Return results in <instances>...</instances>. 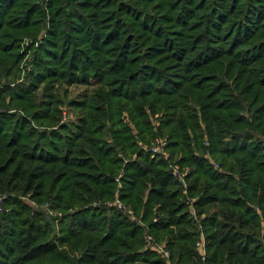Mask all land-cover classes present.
<instances>
[{
	"label": "trees",
	"instance_id": "1",
	"mask_svg": "<svg viewBox=\"0 0 264 264\" xmlns=\"http://www.w3.org/2000/svg\"><path fill=\"white\" fill-rule=\"evenodd\" d=\"M261 136L264 0H0V264H264Z\"/></svg>",
	"mask_w": 264,
	"mask_h": 264
},
{
	"label": "rangeland",
	"instance_id": "2",
	"mask_svg": "<svg viewBox=\"0 0 264 264\" xmlns=\"http://www.w3.org/2000/svg\"><path fill=\"white\" fill-rule=\"evenodd\" d=\"M42 36H44V35H42ZM31 43H32V40L28 39L27 37L23 38V42H22L21 47H20L22 54H24L26 51H28V52L32 51V49H30V50L27 49V46H30ZM25 49H27V50H25ZM24 50H25V52H24ZM29 58H30V53L29 54L27 53L25 58L22 60V62L20 64V68H21L20 76H21V78L19 81H22L26 75V72L29 69H31V64H30V61L28 60ZM93 88H94V86H92V85H84V84H69V85L65 84L62 87L61 86L57 87L56 93H58L59 96L61 97V99L64 101V103L62 105H60L61 112H62V122H66L69 120H75L76 116H77L76 109L69 106L67 104V101L72 100V99H79V98L83 97L85 94L88 95L91 93ZM158 138H162L166 141L168 140L166 137H157L156 139H158ZM261 138L264 140V136H261ZM156 139H155V141H156ZM155 141L153 142L151 149L154 147V145L156 143ZM205 144L208 145L207 142H205ZM165 151H166L167 155L169 156L167 150H165ZM207 155H208L210 161L214 164L215 168L220 169L219 163L211 156V154L207 153ZM45 207H47V204L45 205ZM129 211H130L132 217H135V219L138 222H140L139 217L133 216L134 212H132L131 209H129ZM190 211L193 215H196L195 211L193 210L192 207H190ZM50 214H52L53 216L62 217V212L50 211ZM196 220H198V219H196ZM198 222H199V220H198ZM197 231L199 232V234H197L196 241L198 240L199 235H202V236L204 235V237H205V233H204V230H203V227L201 224L198 225ZM55 234H59V226H58L57 221L55 223ZM147 234L153 237L154 245H149L147 243V241H146V235ZM159 236H160L161 240H159L157 237H155L154 234L149 233L147 228H146L145 229V235H144L145 244L141 247V249L143 251L149 250V251H153V252L157 253L160 257H162L165 260V262L167 264H175L171 258V251L168 248V244L166 243V238H164L166 235L162 234ZM196 241H195V245H196ZM165 252L169 253L170 256L168 258L166 257ZM198 261H200L201 264H205L207 262V260L205 262L202 261L200 259V257L198 258Z\"/></svg>",
	"mask_w": 264,
	"mask_h": 264
},
{
	"label": "built area",
	"instance_id": "3",
	"mask_svg": "<svg viewBox=\"0 0 264 264\" xmlns=\"http://www.w3.org/2000/svg\"><path fill=\"white\" fill-rule=\"evenodd\" d=\"M155 145L154 147L151 149L153 151V153L155 154H161L163 155L164 157L167 158V153H166V145H167V141L162 139V138H158L156 139L155 141ZM169 169L172 171L173 175L180 180V182L182 183V186L184 189H186L187 187V182L185 180V173H182L180 170H179V166L177 164H174V163H171L169 165ZM2 198L0 197V200ZM119 206H121V204H119ZM146 241L149 245H154V239L152 236L150 235H146ZM196 250L199 254V257L202 261H206L207 260V254H206V240H205V237L204 235H199V238L198 240L196 241ZM165 255L166 257L168 258L170 255L168 252H165Z\"/></svg>",
	"mask_w": 264,
	"mask_h": 264
}]
</instances>
